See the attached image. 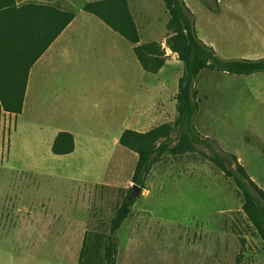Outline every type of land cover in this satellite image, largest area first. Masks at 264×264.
Listing matches in <instances>:
<instances>
[{
	"label": "rangeland",
	"instance_id": "rangeland-1",
	"mask_svg": "<svg viewBox=\"0 0 264 264\" xmlns=\"http://www.w3.org/2000/svg\"><path fill=\"white\" fill-rule=\"evenodd\" d=\"M90 1L73 0L69 53L37 78L22 113L6 112L0 101V264H78L85 233L108 232L133 185L138 155L116 137L178 116L184 64L167 49L164 1L130 0L142 43L166 50L156 74L142 68L129 41L83 10ZM186 3L199 37L218 55L264 56V0ZM224 6L261 14L235 22L239 32H232ZM258 24L260 35L248 39ZM196 87L197 129L236 154L264 190V73L204 70ZM59 131L74 132L73 153H53ZM135 200L116 233L118 264H264V242L243 210V194L200 152L163 156ZM85 264L102 263L96 255Z\"/></svg>",
	"mask_w": 264,
	"mask_h": 264
},
{
	"label": "trees",
	"instance_id": "trees-1",
	"mask_svg": "<svg viewBox=\"0 0 264 264\" xmlns=\"http://www.w3.org/2000/svg\"><path fill=\"white\" fill-rule=\"evenodd\" d=\"M169 13L167 47L184 64L175 96L178 116L174 123H163L148 131L126 129L119 144L135 152L138 160L132 183L145 188L153 166L165 155L200 152L226 175L231 176L244 196L243 210L264 242V190L251 178L236 154L222 149L215 140L202 135L195 125L200 109L197 79L204 70L229 75L264 73V57L259 59L223 58L201 39L196 29V17L186 0H163ZM83 10L95 15L132 44L135 54L151 73H158L167 61L162 45L152 42L139 44L141 36L128 0H97L88 2ZM75 18L74 12L54 6L28 4L16 6L15 0H0V101L3 109L20 115L24 108L29 74L34 63ZM205 149L211 151L209 154ZM75 150L71 132L57 134L52 151L56 155ZM133 187L127 192L109 224V231L101 234L86 232L78 264L85 259L100 257L102 264H118L116 233L129 217L135 198ZM93 242L91 243V240Z\"/></svg>",
	"mask_w": 264,
	"mask_h": 264
},
{
	"label": "crops",
	"instance_id": "crops-1",
	"mask_svg": "<svg viewBox=\"0 0 264 264\" xmlns=\"http://www.w3.org/2000/svg\"><path fill=\"white\" fill-rule=\"evenodd\" d=\"M93 1H97V0H92L90 2H93ZM15 2H16V6L17 7H21V6L28 5V4H37V5L54 6V7L58 8V9H60V10H63V11L73 12L71 10V7L73 6V0H15ZM128 2H129V5H130V0H128ZM130 9L133 12L131 6H130ZM223 12H224V15H225V20L224 21H226V22H227V14L229 15V21H230V23L232 25V28H231L232 32L238 31L237 29L234 28L235 22H238V23H248V21L251 20V17L253 15H255V14H261V13H259L256 10L254 12V10L252 8L242 7V6H224L223 7ZM86 13H88V12H86ZM88 14H90V13H88ZM235 16H237V18H235ZM76 19H77V14L75 13V18L72 20V22H70V24L64 29V31L56 38V40L49 46V48L43 53V55L32 66V68L30 70V74H29L27 88H26V97H25L24 106H25V104L27 102L26 99H27L28 93L30 91L33 92V88H34V86H35V84L37 82V78H39L41 76H44L43 75L44 74V70L46 68H49L50 66H52V64H53L54 60L56 59V57H60V56L64 57V56H66L69 53L68 50H67V47H69V44L71 42H73V41L69 40L70 38H68V34L71 33L72 27L74 26V24L76 22ZM256 23H257V21H256ZM258 25H259V28L257 30L251 31V33L247 34L248 39H250V38H257V36L260 35L258 32L262 31L263 27L260 24H258ZM110 29L113 30L112 28H110ZM114 32H116V31H114ZM230 43L234 44V41H231ZM139 44H143L142 43V39H141V41H140ZM132 45H133V48L132 49H133L134 55L136 56L134 49H135V47L137 45L136 44H132ZM167 49L172 54H175L168 47H167ZM175 55H177V54H175ZM263 57L264 56H261V57L242 56V57L231 58V59H239V58L259 59V58H263ZM136 58H137V56H136ZM137 60H138V58H137ZM138 62L140 63L139 60H138ZM140 65L142 66L141 63H140ZM142 68L144 69L143 66H142ZM146 72H148V71H146ZM149 73H151V72H149ZM154 74H156V73H154ZM34 76H35V78H34ZM137 131H141V130L138 129ZM59 132H61V131H59ZM122 133L123 132H121V134ZM72 134L75 137V149H76V136H75L74 132H72ZM121 134H119V136L116 137L115 142H118L119 141V138H120ZM66 155H69V154H66Z\"/></svg>",
	"mask_w": 264,
	"mask_h": 264
},
{
	"label": "water",
	"instance_id": "water-1",
	"mask_svg": "<svg viewBox=\"0 0 264 264\" xmlns=\"http://www.w3.org/2000/svg\"><path fill=\"white\" fill-rule=\"evenodd\" d=\"M132 187H133V191L131 193V197L133 198H135L139 192L143 191V188L138 185L133 184Z\"/></svg>",
	"mask_w": 264,
	"mask_h": 264
}]
</instances>
